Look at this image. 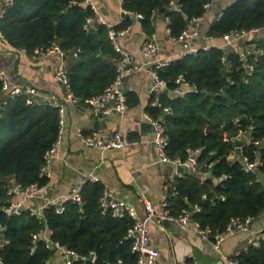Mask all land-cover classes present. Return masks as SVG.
<instances>
[{
    "label": "trees",
    "instance_id": "trees-1",
    "mask_svg": "<svg viewBox=\"0 0 264 264\" xmlns=\"http://www.w3.org/2000/svg\"><path fill=\"white\" fill-rule=\"evenodd\" d=\"M208 1L121 0V8L140 14L138 20L147 33L153 30L154 15L167 13L169 36L176 38L192 19L205 14L203 5ZM222 1L224 5L204 36L221 39L231 31L257 28L255 37L238 43L241 50L252 52L241 60L232 50L210 46L169 61L158 72L166 88L150 98L155 97L169 112L148 109L149 115L164 121L168 157L185 160L187 149L197 150L195 172H183L168 183L166 209L173 216L190 212L192 220L209 229L212 241L227 230L231 219L249 217L254 221L264 213V0ZM1 8L0 33L10 46L30 56H35V49L53 44L63 51L68 59L64 69L70 91L79 103L112 82L115 67L106 57L115 51L108 31L129 25L130 18L111 27L94 22L85 29L87 18L94 13L83 0H12ZM246 64L252 66L249 73ZM180 75L182 83L175 82ZM0 106L2 264H45L56 249L46 247L42 240L32 242V234L44 227L53 242L80 255L72 264H115L118 260L135 264L136 256L126 238L133 221L126 215L114 217L110 210L102 212L98 199L104 187L98 180L86 181L80 187V202L65 201L61 211L49 206L38 216L3 210L10 199V185L47 184L48 177L40 174V168L57 137L58 115L45 101L29 105L22 96L3 94L1 80ZM239 131L244 140L241 137V144L236 145ZM232 152L235 156L229 158ZM251 162L258 163L247 169ZM193 206L200 210H192ZM91 251L95 253L93 262L87 257ZM231 259L238 264H264V240L248 245Z\"/></svg>",
    "mask_w": 264,
    "mask_h": 264
},
{
    "label": "crops",
    "instance_id": "crops-1",
    "mask_svg": "<svg viewBox=\"0 0 264 264\" xmlns=\"http://www.w3.org/2000/svg\"><path fill=\"white\" fill-rule=\"evenodd\" d=\"M223 5L222 0H217L201 18L190 21L188 27L199 30L201 41L208 25L217 18ZM96 6L108 27L119 25L122 20H126L121 16V0H96ZM129 20V25L118 30L124 33L118 34L116 41L132 54V64L142 63L140 47L147 39L157 42L162 59L172 61L179 58L182 46L169 36L168 18L165 15H154L153 30L150 33L143 30L138 19L130 16ZM205 41L212 46H218L222 42L220 38L213 37ZM106 58L108 64L116 66V51ZM67 64V58L57 55L41 62L37 57L30 56L22 49L14 48L0 39V71L5 72L11 84L32 86L42 94L53 95L61 101L65 93L54 79V72L59 66L66 67ZM151 85L152 78L145 71H137L127 77L123 90L128 100V108L122 114L111 112L102 116L82 103L66 107L64 132L56 151L57 155L47 168L49 175L48 182L43 187V196H63L88 180H98L111 196L129 202L139 214L144 213L140 198L142 194L157 205L158 213L161 212L160 204L166 198L168 183L182 173L176 172L175 166L159 162L153 149L152 128L144 119V114H148L149 107H152L151 100H157L155 97L150 99L154 96L149 92ZM93 129H98L106 135L119 131L125 140L135 143L123 149L102 152L83 145L76 137L77 131L89 133ZM234 156L232 152L229 158ZM12 197L10 196V199ZM42 202V198L27 199L24 202V211L34 212ZM263 230L264 213L252 221L249 231L233 230L226 234L218 252L214 241L197 234L193 224L187 230H182L177 223L164 220L160 225H151L150 245L159 251L158 264H227L229 257L246 250L251 244L249 232ZM62 263L63 257L58 253H54L47 262Z\"/></svg>",
    "mask_w": 264,
    "mask_h": 264
},
{
    "label": "built area",
    "instance_id": "built-area-1",
    "mask_svg": "<svg viewBox=\"0 0 264 264\" xmlns=\"http://www.w3.org/2000/svg\"><path fill=\"white\" fill-rule=\"evenodd\" d=\"M12 0H1L0 5V16L4 9H2V5L6 6L11 4ZM217 0L208 1L203 5L205 10H208L213 6V4ZM83 4L89 6L90 9L94 13V17L87 18L84 28H90L93 26L94 22L97 24H105L104 18L99 13V10L96 6V0H83ZM173 5V1H171ZM123 13L128 14L135 19L141 18L140 14H131L125 10ZM195 20V19H192ZM191 20V21H192ZM258 29L253 28L248 31H231L225 33L221 36V44H218V48L232 50L239 54L241 60L246 59L247 54H250L252 51L249 49L241 50L238 47V43L242 39L253 38L258 34ZM124 31H114L113 29H109L108 36L111 40L114 50L118 54V62L115 66V76L112 82L107 85L104 90L95 95L88 98L83 99V104L89 106L99 115L106 116L111 112H119L124 113L127 108L126 95L123 90V84L127 77H129L132 73L137 71H145L152 78V85L149 89L151 94H156L166 88V83L159 78L158 72L164 66H166L169 61L162 59L160 57V47L154 39L144 40L140 47V56L142 57L141 64H132V54L120 46V44L116 41V36L118 34H123ZM0 39L4 42L5 39L0 33ZM173 40H177L180 42L182 46V52L179 57L185 54H194L199 49H206L212 45H208L206 43L205 46H202L200 39V32L196 28H185L176 38H172ZM212 37L204 36L203 41L211 40ZM206 42V41H205ZM24 51V50H23ZM78 52L75 51L73 55H76ZM35 57L38 58L39 61H44L46 58L57 55L59 57L63 56V51L58 47V45L53 44L47 47L44 50L35 49L34 50ZM250 72L252 66L250 64L244 65ZM54 79L62 86L64 90V99L59 100L55 96L50 95L46 96L38 91L36 88L28 85H14L9 82L7 79V75L4 71H0V80L2 81V93L8 94L11 97L14 96H22L24 98L25 104H35L40 101H45L51 107L56 108L58 115V132L55 142L52 147L46 151L44 155V164L40 168V174L45 175L46 177L49 175L48 166L51 161L56 157L57 148L61 142L62 134L65 128V110L66 107L70 104H79L80 99L73 96L70 91V86L67 78L66 71L63 66H59L57 70L54 72ZM183 77L180 75L175 79V82L182 83ZM182 92V91H178ZM152 107L159 108L162 114H167L169 112L168 107H162L158 100H151L150 102ZM1 109V106H0ZM144 119L148 122L152 128V139L151 143L153 145V149L157 156L159 162H163L166 164H170L172 166H181L190 172H195L197 167L196 160V151H190L187 149V158L185 160L180 159L179 157L170 158L166 154V146L168 144V136L165 131L164 121L161 117L153 118L151 115L145 113ZM242 132H238L235 135L234 140L241 141L243 138ZM77 139L85 146L100 150L102 152L109 149H123L131 143L128 142L122 136L119 131H114L111 134H104L102 131L98 129H93L89 133H84L82 131L76 132ZM242 137V138H241ZM244 140V138H243ZM241 144V143H240ZM258 144V142H255ZM258 162H251L247 164V169H251L256 166ZM211 164L207 165L209 169ZM208 173V172H207ZM206 174V173H204ZM90 179H93L90 177ZM82 186V185H81ZM77 186L72 188V190L63 196L47 198L43 196V187H39L36 184H32L28 187H20L19 185H10L8 189V193L10 196H13L12 199H9L8 204L3 207V210L7 214H21L24 211V202L27 199L31 198H42L43 202L38 207V209L34 212H30L31 215L36 214L40 216L43 210L49 206H54L57 211L62 210V204L65 201H71L78 203L81 200L80 196V187ZM16 197V198H14ZM204 197V195H203ZM144 213L139 214L136 208L126 202L124 200L116 199L110 195L109 192L103 191L102 195L99 197L98 202L102 212L106 210H110L112 216L121 217L123 215L128 216L132 219L133 223L130 228H128L126 233V238L130 240V251L135 254L136 262L135 264H158V256L159 251L157 248L150 245V227L151 225H160L164 220L173 221L178 224V226L182 230H187L192 224L195 226V231L197 234L208 237L209 229L207 227H201L198 222L192 220L191 214L188 211L181 212L177 216L170 215L168 213L167 202L166 200L162 201L160 204L161 212L158 213L156 210V204L149 198H147L144 194L140 196ZM193 210L199 211L200 208L198 206H193ZM252 219L247 217L245 219L233 218L230 221V224L227 227L226 233H221L215 236L214 247L220 252V243L224 240L225 235L233 232V230L237 231H249L250 225L252 223ZM249 240L251 244L258 245V243L264 240V230L259 232H249ZM42 240L46 247L55 248L56 252L63 257L62 264H72L73 261L78 260L80 255L77 254L74 250L68 249L64 246L59 245L57 242H53L50 239V231H48L45 227L32 234V242ZM89 261L93 262L95 259V253L89 252L87 255ZM48 260L45 264H47ZM227 264H238L237 261L231 259L226 260ZM0 264H2L0 258ZM115 264H121V261L118 260Z\"/></svg>",
    "mask_w": 264,
    "mask_h": 264
},
{
    "label": "water",
    "instance_id": "water-1",
    "mask_svg": "<svg viewBox=\"0 0 264 264\" xmlns=\"http://www.w3.org/2000/svg\"><path fill=\"white\" fill-rule=\"evenodd\" d=\"M0 5H1V3H0ZM121 16H122L123 18H125V19H129V18H130V15L125 14V13H122ZM165 16L167 17V13L165 14ZM139 21H140V19H139ZM201 44H202V46H205V45H206V42H205V41H201ZM240 143H241V141H237V142H236V145H239ZM184 170H185V168H183V167H181V166H176V168H175V171H176V172H181V173H183ZM185 172H188V170H186ZM192 208H193V207H192ZM192 208H191V209H192Z\"/></svg>",
    "mask_w": 264,
    "mask_h": 264
}]
</instances>
